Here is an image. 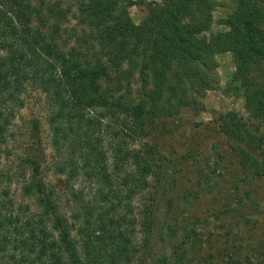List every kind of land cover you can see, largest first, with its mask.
I'll use <instances>...</instances> for the list:
<instances>
[{
    "label": "trees",
    "instance_id": "trees-1",
    "mask_svg": "<svg viewBox=\"0 0 264 264\" xmlns=\"http://www.w3.org/2000/svg\"><path fill=\"white\" fill-rule=\"evenodd\" d=\"M52 1L0 0V165L33 88L49 111L56 174L69 184L82 178L90 195L73 191L76 209L63 212L44 151L38 152L36 121V142L20 159L18 179L0 170V264H135L141 261L137 230L152 233L155 211L146 205L138 217L133 200L154 187L151 180L161 182L168 165L146 141L150 128L188 106V88L197 86L203 96L214 90L208 74L219 54L234 55L233 81L244 90L250 117L246 123L236 112L221 115L219 130L234 149L263 152L264 87L254 80L263 73L264 0H237L240 12L226 22L229 31L208 41L213 0H71L89 31L78 39L87 52L69 49L65 25L72 9L63 8L65 0ZM136 5L148 10L140 25L129 17ZM136 73L141 100L134 104L120 93ZM129 140L142 143L135 148ZM253 165L246 174L264 177V163ZM15 181L32 205L8 197ZM155 264L170 262L163 257Z\"/></svg>",
    "mask_w": 264,
    "mask_h": 264
},
{
    "label": "rangeland",
    "instance_id": "rangeland-1",
    "mask_svg": "<svg viewBox=\"0 0 264 264\" xmlns=\"http://www.w3.org/2000/svg\"><path fill=\"white\" fill-rule=\"evenodd\" d=\"M70 1L62 3L64 9H72L69 23L65 25L70 36L66 43L69 49L76 47L87 52L90 49L78 39L89 31L82 30L79 25L82 16ZM213 3V24L205 35L207 41L211 35L229 31L226 22L240 12L237 0H213ZM147 16L148 10L143 5L129 9L130 19L137 25ZM216 62L214 71L208 74L214 90H208L203 96L197 86L188 88V106L174 117L156 119L150 128L146 141L157 147L168 165L161 182L151 180L154 187L134 197L132 207L138 217L146 205L155 211L152 233L147 236L137 230L141 261L135 264H155L163 257H167L170 264L177 261L264 264V177L252 178V174L245 172L254 168V160L264 163V149L263 152L257 149L243 153L240 151L243 147L234 149L220 132L221 115L236 112L246 123L250 122V117L245 109L244 90L240 83L233 81V53L217 55ZM254 81L264 87V63L263 73ZM120 95L134 104L141 100L138 73L122 88ZM48 114L44 96L36 89L28 88L24 108L18 111L12 123V136L6 147L8 152L1 160L0 170L18 179L22 166L20 159L30 144L36 142L34 123L38 121L41 126L38 152L41 148L44 151L47 178L57 191L63 212L70 215L77 206L72 198L73 191L84 190L83 179L69 184L67 177L56 174ZM113 128L119 129L120 125L113 123ZM112 129L108 131L112 132ZM110 138L112 136H107L106 141ZM129 143L139 148L142 142L129 140ZM9 186L8 197L17 205L33 204L23 197L20 183L15 181ZM84 193L90 195L88 191L84 190Z\"/></svg>",
    "mask_w": 264,
    "mask_h": 264
}]
</instances>
